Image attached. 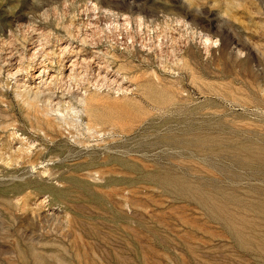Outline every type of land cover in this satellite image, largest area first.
Returning a JSON list of instances; mask_svg holds the SVG:
<instances>
[{
    "label": "rangeland",
    "instance_id": "rangeland-1",
    "mask_svg": "<svg viewBox=\"0 0 264 264\" xmlns=\"http://www.w3.org/2000/svg\"><path fill=\"white\" fill-rule=\"evenodd\" d=\"M0 264H264V0H0Z\"/></svg>",
    "mask_w": 264,
    "mask_h": 264
},
{
    "label": "bare ground",
    "instance_id": "bare-ground-1",
    "mask_svg": "<svg viewBox=\"0 0 264 264\" xmlns=\"http://www.w3.org/2000/svg\"><path fill=\"white\" fill-rule=\"evenodd\" d=\"M65 48H66V47H65ZM62 50H64V49H62ZM65 51H66V50H65ZM34 53H35V52H34ZM61 53H62V52H61ZM67 55H68V54H67ZM74 55H75V54H74ZM76 55H77V53H76ZM60 56H61V55H60ZM60 56H58V57H60ZM77 57H78V56H77ZM62 58H63V57H62ZM58 60H59V59H58ZM62 60H63V59H62ZM80 61H82V60H80ZM39 62H40V61H39ZM39 62H38V63H39ZM78 62H79V61H78ZM42 63H43V62H42ZM71 63H72V62H71ZM71 63H70V64H71ZM75 64H76V63H75ZM77 64H78V63H77ZM80 64H81V62H80ZM39 65H40V64H39ZM39 65H38V66H39ZM43 65H44V64H43ZM61 65H62V64H61ZM71 65H72V64H71ZM71 65H70V66H71ZM41 66H42V65H41ZM78 66H79V65H78ZM78 66H77V67H78ZM44 67H46V66H44ZM73 67H74V66H72V68H73ZM77 67H76V68H77ZM39 68H40V67H39ZM70 68H71V67H70ZM38 71H39V70H38ZM73 71H74V69H73ZM42 72H43V71H42ZM38 73H40V72H38ZM70 73H71V70H70ZM73 73H74V72H73ZM43 74H44V73H43ZM62 74H63V73H62ZM68 74H69V71H68ZM68 74H67V76H68ZM71 74H72V73H71ZM75 74H76V72H75ZM73 75H74V74H73ZM73 75H72V77H73ZM65 76H66V75H65ZM33 77H34V76H33ZM36 77L39 78L40 75L38 74V75H36ZM49 77H50V76H49ZM60 77H61V74H60ZM69 77H70V76H69ZM61 78H62V77H61ZM70 78H71V77H70ZM34 79H35V78H34ZM50 79H52V78L50 77ZM50 79H49V80H50ZM64 79H65V78H64ZM54 80H55V78H54ZM54 80H53V81H54ZM62 80H63V79H62ZM40 84H41V83H40ZM48 85H49V84H48ZM62 85H63V84H62ZM41 91H42V90H41ZM41 93H42V92H40L39 94H41Z\"/></svg>",
    "mask_w": 264,
    "mask_h": 264
}]
</instances>
